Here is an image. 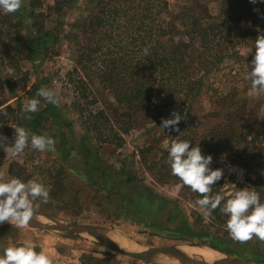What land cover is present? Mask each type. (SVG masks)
Masks as SVG:
<instances>
[{
    "label": "trees",
    "instance_id": "1",
    "mask_svg": "<svg viewBox=\"0 0 264 264\" xmlns=\"http://www.w3.org/2000/svg\"><path fill=\"white\" fill-rule=\"evenodd\" d=\"M72 1H54L53 10L57 18L63 13L64 4L68 5ZM118 1L98 2L97 14L90 15L84 31L94 33L97 28L106 29L103 33L100 30L98 35L102 44L80 45L75 60L81 64V67H74L68 73V80L73 83V92L77 98L73 101V105L79 107L80 116L83 117L80 124L85 132L75 131L74 120L68 115V104L63 102L59 94L58 105L47 103L43 97L36 95L41 86L53 89L50 79L37 74L36 80L28 85L29 72L20 66V61H29L35 73H38L40 61L49 55L58 54L62 25L60 18L52 26H45L48 15L36 10L39 6L38 0H23V6L15 13L5 14L0 10V91L3 90L5 82L8 91L16 97L14 103L8 102L6 97L0 98V136L6 138L3 142L13 143L15 133L11 132L10 126L7 125L12 120L32 134H47L55 140V151L52 152L65 156L78 172L83 173L92 182L105 189H113L124 200L127 210H133L134 215L148 220L151 226L177 239L207 243L220 250L228 249L242 255L246 245L249 246V241L243 244L237 242L238 245L234 247V240L229 237L226 229V214H223L220 208L212 212L209 223L204 222L201 212L192 215L191 220L180 206L178 199L154 191L139 179L130 169L128 163L130 160L119 159L120 164L117 169L106 162L100 153L104 145L101 144L100 148L94 145L88 132L93 131L94 138L101 143L112 142L109 134L106 133L107 129L111 133L113 131V138L121 140V136L109 125L111 119L106 114V110L102 108L94 111L87 107L95 99H88L85 91L88 88V80H93L90 77L93 73L102 87L111 92L114 102L110 103L116 107L111 110L107 102L108 108L114 117L113 120L118 123L137 122L134 117L135 110L149 105L156 109L150 120L159 116V108L165 107L172 112H178L181 116L186 112L188 116L191 108L189 101L202 84L194 73L201 67L207 66L204 58L207 52L210 49H217L227 38L230 30L233 31H231L233 36L240 38L255 32L253 30L255 21H253L254 27L249 29L237 25L246 9L251 8L252 2L251 0H218L219 12L225 13L224 17L218 21L205 23L199 21L198 14L181 9L164 27L155 21L153 15L159 14L166 7V0H127L123 4ZM221 27H224L225 31ZM232 27L234 28L231 29ZM175 36L181 37L179 43L174 42ZM163 37L165 40L162 39ZM145 48L148 49L147 56L144 54ZM97 50L102 52L103 56L92 57ZM193 56H198L199 59L195 61ZM80 69L87 72L88 80L83 77ZM73 72L76 73L75 79L72 78ZM18 73L21 74L20 81L24 87L22 97L17 93L10 79L11 77L14 79ZM23 97L39 99V111L24 113ZM82 98L85 100L81 101ZM234 109L236 113L227 109L221 111L230 118L228 122L220 123L217 126L218 130L215 128L213 136L203 138L197 145L202 144L201 150L204 156H213L219 151H224L232 156L230 162H237L247 171L256 170L255 177L249 176L248 179L253 184V190L259 194L261 202L264 203V134L260 133L264 128H254L252 121L249 122L245 105L235 103ZM243 115L241 123H246V126L242 125L245 126L243 130L237 129L233 122ZM173 118L162 117L161 123L165 119ZM185 120L182 119L178 125L180 131L184 128ZM165 130L167 133L172 131ZM179 132L174 131L173 135ZM177 139L185 138L180 135ZM156 143H149L139 149L140 160L149 170L156 168L155 172L161 180H167L169 175L179 179L172 175L168 152L163 148L160 149V146L157 147ZM154 151H162L163 154L158 158L153 155L149 160L148 153ZM59 173L55 175L56 181L53 182L57 188L62 185L58 178ZM107 173L116 176L106 178ZM215 191L218 189L212 186L209 195L214 196ZM196 195L202 198L200 194L196 193ZM223 204L224 200L221 202V207ZM255 253L256 251L253 257L249 256V258L264 261V258L256 257Z\"/></svg>",
    "mask_w": 264,
    "mask_h": 264
},
{
    "label": "rangeland",
    "instance_id": "2",
    "mask_svg": "<svg viewBox=\"0 0 264 264\" xmlns=\"http://www.w3.org/2000/svg\"><path fill=\"white\" fill-rule=\"evenodd\" d=\"M54 1L38 0L39 6L36 7V10L48 15L45 23L47 27L52 26L60 18L62 25L60 26L61 39L58 41V54L49 55L40 61L37 68L38 73H35L29 61H20V66L23 70L29 72L28 85L36 80L37 74L50 79L54 91L60 95L64 103L68 104V115L74 120L75 131L85 132V129L81 126L82 124H80L83 117L80 116L79 107L73 105V101L77 98L73 92V83L68 80V73L74 67H81V64L75 60L80 45L96 46L98 43L102 44L101 39H98V35L100 30L103 33L106 29L97 28L94 33L84 31L87 28L90 15L92 13L97 14L100 0H73L68 5L65 3L62 8L63 13L59 14L60 17L58 18L53 10ZM126 1L119 0L118 2L123 4ZM166 2V7L159 14H156L158 16L153 15L155 21L158 24L161 23L164 27L172 21L173 15L181 9L198 14L201 23L218 21L225 14L219 12L218 0H166ZM253 21L256 22L253 29L255 32L240 38L233 36V31L230 30L227 33V38L221 42L217 49H210L207 52V56L204 57L207 66L201 67L198 72L194 73L196 77H199L202 84L189 101L191 103L190 114L185 120L184 128L177 135H173L174 130L169 133L165 129L161 130L162 117H173L172 111L167 107L164 109L157 108L160 114L152 120L150 118L155 114L156 109L150 105L135 110L134 117L137 122L126 124L113 120L111 110L116 106L110 103L114 102L111 92L102 87V84L97 81L96 75L91 73L90 77L93 80L89 81L87 72L80 69L83 77L89 82L85 93L88 94V99H95L87 107L94 111L102 108L106 110V114L111 119L109 125L121 136V140L113 138V131L111 133L107 129L106 133L109 134L112 142L101 143L96 141L93 131H91L88 132L91 142L99 148L101 144L104 145V148L100 149V153L114 169L119 166V159L130 160L128 162L130 169L139 179L154 191L178 199L180 206L191 220L192 215L201 212L199 206L196 208L191 207L196 200L200 199L198 195L194 194L189 187L185 188L180 179L171 177L169 174L167 180L159 179L158 174L155 172L156 168L149 170L145 163L140 160L139 149L149 143L157 142V147L160 146V149L163 148L168 152L165 146L166 142L170 145V142L180 135L184 136L185 139L183 140L190 141V147H194L203 138L213 136L215 128L218 130L217 126L220 123L228 122L230 118L221 111L227 109L236 113L235 103L246 106V113L250 118L249 122L252 121L254 128H264V124H262L264 122V96L259 98L251 96L249 94L251 81L245 79L247 73L251 71V61L255 55V39L259 34H264V0H257L255 4L252 3L251 8L246 9L237 25L249 29L254 27ZM221 29L225 31L224 27H221ZM162 39L165 40V37ZM248 49L252 50L245 56ZM101 53L97 50L92 54V57H98V55H102ZM193 57L195 61L199 59L198 56ZM20 76L21 74L18 73L14 78L15 80L12 77L10 79L11 84L22 97L24 87L21 85ZM75 76L76 73L73 72L72 78L75 79ZM1 97H6L8 102L14 103L16 101V97H13L8 91V85L5 82L3 83V90L0 91ZM28 100V98L23 97L22 103L25 105ZM83 100L85 99L82 98L81 101ZM107 102L111 110L108 108ZM244 115L233 122L237 129L243 130L246 126V123H241ZM7 125L14 133L15 127H20L14 120L8 122ZM260 133L264 134V130H261ZM8 145L11 144L0 140V171L5 174V179L16 177L23 182L36 180L50 191L49 194L51 195L48 203H43L39 199L36 201L39 204L36 211H42L78 223L103 226L108 229H101L111 233L110 237L114 241L130 240L141 247L142 250L146 247H177L182 244L193 243L238 256L249 262L264 264L262 260L249 258V256L253 257L254 251H256V257L264 258V242H261L258 238L254 237L249 241V246L246 245L242 255L228 249L220 250L207 243L177 239L169 233L151 226L148 220L134 215L133 210H127L126 203L113 189H105L92 182L83 173L78 172L65 156L47 150L41 152L32 149L29 144L18 156L6 157L3 148ZM199 147L202 149V144ZM162 154V151L148 153V159L150 160L153 155L158 158ZM231 157L226 152L219 151L212 156V163L209 165L212 170H223L222 179L213 185L218 189L213 195H222L224 203L230 198V194L236 191L245 188L254 189L248 177L254 178L257 173L256 170L247 171L237 162H230ZM58 172H60L58 178L62 182V189V185L59 188L55 184L53 185V182L56 181L55 175ZM115 176L116 174L112 175L111 173L105 175L106 178H114ZM104 180L107 179L104 178ZM226 217L228 220L229 217L227 215ZM37 218H39V221L47 223L45 219L39 216ZM204 222L209 223V220L207 222L204 220ZM25 241L36 243L38 245L36 251H43L51 258L53 264H164L166 262L161 254L150 256L147 259L129 256L74 232L40 227L30 223L23 228H17L8 222L0 224V254H3L4 248L11 245L19 246ZM237 245V242L234 241V247ZM259 245L260 247H258ZM156 258H160L159 261ZM176 262L179 264L181 261Z\"/></svg>",
    "mask_w": 264,
    "mask_h": 264
},
{
    "label": "clouds",
    "instance_id": "3",
    "mask_svg": "<svg viewBox=\"0 0 264 264\" xmlns=\"http://www.w3.org/2000/svg\"><path fill=\"white\" fill-rule=\"evenodd\" d=\"M253 4L257 0H251ZM23 6V0H0V10L5 14L19 11ZM181 37L175 36V43L180 42ZM255 55L251 61V71L245 76L251 81L249 94L259 98L264 96V34H259L255 39ZM248 49L245 56L251 52ZM148 55V49H144ZM36 95L43 97L47 103L59 104V96L56 91L48 86H41ZM40 100L29 99L23 108L24 113H35L39 111ZM173 119L162 121L161 130L169 129L179 132L178 127L182 119L187 118V113L181 116L173 111ZM26 118H30L26 116ZM14 143L3 148L6 157H16L25 148L31 145L32 149L41 152L55 151V140L48 136L30 133L24 127H15ZM6 139L0 136V140ZM168 149V163L172 175L178 177L183 185L189 187L193 192L202 197L195 201L191 207L199 206L201 215L207 222L212 212L217 208L229 218L226 222V229L230 237L241 244L252 240L254 237L264 242V203L261 202L259 194L250 188H245L230 194L221 207L224 197L220 194L209 195L212 186L223 177V170H212L209 165L212 163V156L202 155L199 145L190 147V141L174 139L170 145L166 142ZM48 203L50 199L49 189L36 180L23 182L16 177L5 179V174L0 171V224L8 222L17 228H23L36 216V209L39 204L37 200ZM38 245L31 241L23 244L11 245L0 254V264H53L51 258L43 251L37 252Z\"/></svg>",
    "mask_w": 264,
    "mask_h": 264
},
{
    "label": "water",
    "instance_id": "4",
    "mask_svg": "<svg viewBox=\"0 0 264 264\" xmlns=\"http://www.w3.org/2000/svg\"><path fill=\"white\" fill-rule=\"evenodd\" d=\"M40 217L42 219H45L47 223H43L42 221H39ZM30 224L32 225H38L40 227H46V228H56L59 230H64V231H69V232H74L83 235L86 238L92 239L104 246L110 247L120 253L129 255V256H134V257H139V258H149L150 256L156 255V254H161L163 255V258L165 259L164 264H178L175 263L171 260L169 253L167 252L168 247L166 246H160V247H146L143 250H131L128 248H124L123 246L116 244L112 241H110L106 236L104 235H96L93 234L92 228L95 227H103L100 225H94V224H87V223H78L74 221H70L67 219L60 218L55 215L47 214L42 211H36V216L33 220L29 221ZM215 251V250H213ZM217 256L215 259L211 261H207L203 259L201 256L197 255L194 258L186 259L179 264H259L255 262H249L246 260L241 259L238 256L221 252V251H216Z\"/></svg>",
    "mask_w": 264,
    "mask_h": 264
},
{
    "label": "bare ground",
    "instance_id": "5",
    "mask_svg": "<svg viewBox=\"0 0 264 264\" xmlns=\"http://www.w3.org/2000/svg\"><path fill=\"white\" fill-rule=\"evenodd\" d=\"M108 229V228H104V227H95V228H92V232L93 234H96V235H104L106 236L110 241L116 243V244H119L121 246H123L124 248H128V249H131V250H142L141 247L137 246L136 244H134L133 242H131L130 240H125L122 241V242H118V241H114L113 239H111L110 235L111 233L105 231L103 232L102 229ZM110 230H113V229H110ZM108 233V234H107ZM167 249V252L169 253L170 255V258L172 261H174L175 263H178L176 261H184L186 259H190V258H194L196 257L197 255L201 256L203 259L207 260V261H211L213 259L216 258L217 256V252L216 251H213L212 249H208L204 246H198L196 244H193V243H186V244H182V245H179L177 247H174V246H171V247H168L166 248ZM160 258H156L157 261H159ZM176 260V261H175Z\"/></svg>",
    "mask_w": 264,
    "mask_h": 264
},
{
    "label": "crops",
    "instance_id": "6",
    "mask_svg": "<svg viewBox=\"0 0 264 264\" xmlns=\"http://www.w3.org/2000/svg\"><path fill=\"white\" fill-rule=\"evenodd\" d=\"M102 231H103V229H102ZM103 232H105V231H103ZM108 234V233H107Z\"/></svg>",
    "mask_w": 264,
    "mask_h": 264
}]
</instances>
